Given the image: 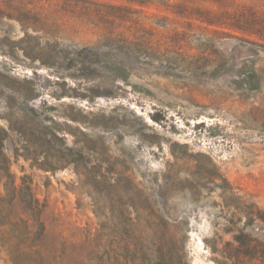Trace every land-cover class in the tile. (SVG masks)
<instances>
[{
  "label": "rangeland",
  "instance_id": "1",
  "mask_svg": "<svg viewBox=\"0 0 264 264\" xmlns=\"http://www.w3.org/2000/svg\"><path fill=\"white\" fill-rule=\"evenodd\" d=\"M0 264H264V0H0Z\"/></svg>",
  "mask_w": 264,
  "mask_h": 264
},
{
  "label": "trees",
  "instance_id": "2",
  "mask_svg": "<svg viewBox=\"0 0 264 264\" xmlns=\"http://www.w3.org/2000/svg\"><path fill=\"white\" fill-rule=\"evenodd\" d=\"M251 77L253 78L251 81H246L250 90L256 91L259 87L258 79H256L255 71L252 69L250 73Z\"/></svg>",
  "mask_w": 264,
  "mask_h": 264
}]
</instances>
